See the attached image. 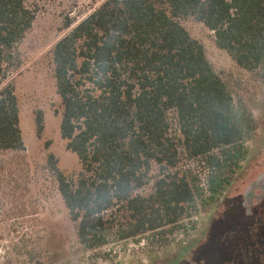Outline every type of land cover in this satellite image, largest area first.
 Here are the masks:
<instances>
[{"label": "trees", "instance_id": "1", "mask_svg": "<svg viewBox=\"0 0 264 264\" xmlns=\"http://www.w3.org/2000/svg\"><path fill=\"white\" fill-rule=\"evenodd\" d=\"M36 18L27 0H0V153L26 149L5 80ZM186 19L264 82V0H105L52 50L60 131L82 170L49 165L86 250L167 233L223 197L249 155L252 114Z\"/></svg>", "mask_w": 264, "mask_h": 264}, {"label": "rangeland", "instance_id": "2", "mask_svg": "<svg viewBox=\"0 0 264 264\" xmlns=\"http://www.w3.org/2000/svg\"><path fill=\"white\" fill-rule=\"evenodd\" d=\"M27 2L37 9V18L21 45V67L5 80L19 99L26 149L0 153V264H264V82L240 67L217 46L214 32L193 19L183 24L204 43L239 112L246 108L252 114L249 155L223 197L167 233L83 248L49 165L53 155L66 175L82 170L61 135L64 108L52 50L70 31L69 22L75 26L105 0Z\"/></svg>", "mask_w": 264, "mask_h": 264}]
</instances>
